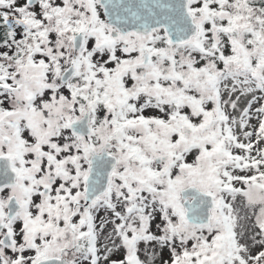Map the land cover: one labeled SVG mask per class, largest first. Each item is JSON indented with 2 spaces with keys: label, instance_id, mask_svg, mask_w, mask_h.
Instances as JSON below:
<instances>
[{
  "label": "snow or ice",
  "instance_id": "6c2138e0",
  "mask_svg": "<svg viewBox=\"0 0 264 264\" xmlns=\"http://www.w3.org/2000/svg\"><path fill=\"white\" fill-rule=\"evenodd\" d=\"M0 264H264V0H0Z\"/></svg>",
  "mask_w": 264,
  "mask_h": 264
},
{
  "label": "rangeland",
  "instance_id": "374dc122",
  "mask_svg": "<svg viewBox=\"0 0 264 264\" xmlns=\"http://www.w3.org/2000/svg\"><path fill=\"white\" fill-rule=\"evenodd\" d=\"M164 258H165V259L167 258V252H165V254H164Z\"/></svg>",
  "mask_w": 264,
  "mask_h": 264
}]
</instances>
